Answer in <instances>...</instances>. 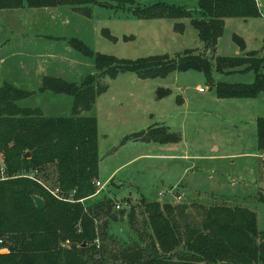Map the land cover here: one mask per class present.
I'll return each instance as SVG.
<instances>
[{
    "label": "trees",
    "instance_id": "trees-1",
    "mask_svg": "<svg viewBox=\"0 0 264 264\" xmlns=\"http://www.w3.org/2000/svg\"><path fill=\"white\" fill-rule=\"evenodd\" d=\"M135 1L0 0V9L65 5L88 16L89 5L95 2L101 6L113 3L115 8L135 5L130 12L137 19L187 18L202 49L210 53L222 33L223 18L259 16L254 0H194V9L164 0L143 6ZM173 29L182 32V23H174ZM101 33L115 40L106 29ZM231 38L238 48H244L240 37L232 34ZM68 43L92 60L93 72L79 83L44 76L38 87V91L69 95L68 115L46 116L39 107L22 106L18 101L34 91L6 82L0 85V161L8 176L35 169L39 177L47 179L51 167L52 187L65 193L73 190V201H64L27 177L0 180V236L8 246L7 252L0 253V264H105L102 249L94 243L99 234L102 236L95 220L100 219L101 227L105 226L111 199L102 197L90 205L81 202L95 195L92 180L97 177L98 161L96 119L81 111H88L94 98L105 90L106 78L132 72L145 79L192 69L201 72L211 84V64L194 49H184L171 57L153 55L132 60L94 52L77 38H69ZM255 54L256 51H246L244 57L213 58L215 71L254 72L250 83L211 84L215 97L248 98L259 93L264 96V71H259L264 67V51L260 56ZM166 92L157 88L156 97ZM254 124L256 149L264 152V116L256 117ZM128 139L167 143L177 142L179 136L157 125L126 135L120 142ZM32 195L41 197L40 206L34 205ZM142 206L149 228L147 243L131 240L110 255L113 264H264V230L256 229L253 212L243 206L211 204L201 208L199 219L191 224L184 221L183 225L177 221L176 216L182 213L178 205L152 201ZM131 215L129 212L128 220Z\"/></svg>",
    "mask_w": 264,
    "mask_h": 264
},
{
    "label": "rangeland",
    "instance_id": "rangeland-1",
    "mask_svg": "<svg viewBox=\"0 0 264 264\" xmlns=\"http://www.w3.org/2000/svg\"><path fill=\"white\" fill-rule=\"evenodd\" d=\"M98 1L100 3V0ZM155 1L159 0H137L139 4H150ZM176 2L188 9H194V0H176ZM128 6L115 8L108 5L101 6L95 2L89 5L88 16L74 9H68L67 6H58L57 9L62 7L67 9L63 8V13L61 12L60 16H50L54 19L46 17L49 12L46 8H25L21 10L22 19H32V21L31 25H23V30H25L23 33L26 32L32 36L35 32L44 34V36L69 34L78 38L95 52L132 60L153 55L171 57L184 49L194 48L198 43L194 41L196 32L189 24L188 19H137L130 12L135 5ZM61 18L66 19L67 24L62 25ZM229 21L231 24H226L223 34L216 41L217 48L221 53L226 52V49L229 50V45L235 44L231 38L233 32L240 35L245 34L249 28L250 30L259 29L260 23L264 26L262 18L248 19L242 27L233 24L240 19L236 20L235 18L234 21L233 18ZM175 22L185 25L181 33L173 29ZM5 28L9 27L5 26ZM102 29H107L109 34L116 37L117 40L112 41L106 38L101 33ZM122 35H131L132 38L122 40ZM33 43H36V40L32 42L27 37L22 38L23 50L31 48ZM10 44L5 43L4 46L7 47ZM249 47L254 49L250 51L259 50V46H254L252 40L249 42ZM74 51L85 57L76 50ZM206 51L202 47H195L193 50L195 53L204 54L210 62V81L211 84H214L216 83L214 82L215 77H220L221 73L228 72L218 73L215 71L213 58L219 55H215L214 51L212 53H206ZM244 55L243 48H238V54L233 56L244 57ZM254 56L257 57L258 54L256 53ZM259 71L263 72L264 67ZM228 77L237 80L238 83H250L254 78V72L245 70ZM138 83L148 85L145 87L142 97L136 90ZM104 84L107 91L98 98L94 108V111L99 115L101 125L111 124L109 116L113 115L121 122L128 118V122L123 125L132 131H138L142 125L154 126L167 123L171 129L177 130L181 135L179 141L172 143L131 141L129 139L120 142L117 133L119 131L104 132L99 130L97 163L98 177L101 179L96 177L92 181L98 180L100 185L93 184L95 195L81 202L84 205H90L92 201L102 197L111 199L105 226L101 227L100 219L95 220L97 230H102V236L99 234L94 239V243L96 248L102 249L101 254L105 264H113L110 255L116 253L120 247L128 244L131 240L147 243L146 234L149 232V228L142 206V203L145 202L154 201L159 204L166 202L182 207L181 215L176 216L180 225H183L184 221L189 224L195 222L199 219L201 208L211 204L243 206L253 212L256 229L264 230V199L259 198L258 195L260 193L264 197V156L237 155L225 157L213 163L207 158H201L216 152L215 146L219 149L217 154L222 157L225 154L223 152H235L242 149L247 152L254 150L255 125L253 119L264 116V96L262 94L248 97L247 100L236 104H221L213 98V88L206 82L204 75L192 69L173 71L164 77L145 79L136 77L132 72H120L113 79L106 78ZM125 86L140 96L142 100L127 101L130 98L125 99L124 91H119L120 87ZM158 86L169 88V94L160 99L155 98L153 90ZM198 88H201L203 92L198 91ZM45 93L43 96L33 94L19 100L18 103L28 107L42 106L45 115H57L53 112L62 115L69 114L70 107L69 105L67 107L64 100L57 102V105L54 104L55 111L51 108L49 110L48 102L51 103V101L50 96L47 95L51 92L45 91ZM179 93L182 94L178 95ZM111 94L113 97L115 94L123 97L120 105L111 102ZM58 95L59 97H69L65 94ZM181 96H184L185 104H179L182 102ZM175 97H177L178 103H176ZM141 104L146 106L144 110L147 109L150 113V115L144 114V118H140ZM46 112L51 113L46 114ZM84 112L85 115L93 114L92 110ZM113 124L121 127L115 122ZM111 170H114V177L104 179L102 175ZM28 172L21 170L9 177H25L23 174ZM36 174L35 179L31 180L40 181L37 183L48 192L43 185L52 188L53 172L51 167H48L47 179ZM258 181L262 182V186L257 185ZM257 187H262V192H259ZM61 193L66 194L63 190ZM178 196L179 198H176ZM116 202L121 204L122 208L115 209ZM129 212H132L130 220H128Z\"/></svg>",
    "mask_w": 264,
    "mask_h": 264
},
{
    "label": "crops",
    "instance_id": "crops-1",
    "mask_svg": "<svg viewBox=\"0 0 264 264\" xmlns=\"http://www.w3.org/2000/svg\"><path fill=\"white\" fill-rule=\"evenodd\" d=\"M95 1H98V0H95ZM168 1H171V3L177 4V5H181V4H178L176 2V0H168ZM254 1L256 3L257 8H258L259 16H256V18L255 17H246V18L233 17L234 21H235V18H236V20L240 19V21H237V22L235 21V22H233V24H238L239 26L242 27L243 24L247 23L248 19L262 18L264 20V0H254ZM135 2H137V0ZM137 3H138V6L148 5V4H139V2H137ZM112 4H110L108 6H113ZM61 6H65V5H61ZM57 7L58 6L44 7V8H46V10L49 11L48 14L46 13L48 16H46L45 14H44V16H46L48 19H54V18H50V16L51 17H57V15L60 16V13L61 12L63 13V10L67 9L65 7L57 9ZM67 7H68V9H71V10L73 9L70 6H67ZM25 8L26 7L15 8V9H0V85L2 83L6 82L15 88L24 89V90H28V91H34L29 96H32L33 94H35V95L39 94V96H43L44 94H46L45 91H38V87L40 86L41 78L44 76H52V77L60 78V79L65 80V81H69V82H73V83H79L85 75L93 72L94 69H93L92 60L90 58L82 57L81 55L76 54V52L74 50H72L73 48L68 43L69 38H76V37L70 36L69 34H60V35L50 34V35L44 36V34H41L39 32H37V34H36V32H35L34 35L32 36V34L28 35V33H26V32L23 33V31H25V30H23L24 29L23 25H26V26L31 25V21H32V19H28V20L22 19L21 10L25 9ZM233 18L232 17L223 18V27H222V33L221 34H223V31L225 29L226 24L230 23L231 21H229V20L233 19ZM158 19H160V18H158ZM181 19H183V18H181ZM60 21H61L62 25H65L68 22L64 18H61ZM32 25H33V23H32ZM182 25H183V29H182V31H183L185 28V25L183 23H182ZM260 25L261 26L257 30H250V28H249L245 34L238 35L237 33L233 32V34L237 35L238 37H240L242 39L243 44H244L243 52L254 50V49L249 47V42L252 40V42L254 43V46H256V45L259 46V50H257V51L255 50L256 53L258 54V56H260L263 53L264 47L262 48V38L264 36V26H262L261 23H260ZM5 26L9 27V28L7 29V28H5ZM244 29H246V27H244ZM24 37H27L28 40H32V42H33V40H36V43H33L32 44L33 46L31 48L28 47L26 50H23L22 45H21V41H22V38H24ZM41 37H43V39H40ZM127 38H132V36L131 35H129V36L122 35L121 36L122 40H125ZM116 40H117V38L115 37L114 41H116ZM194 41L198 42L197 38L194 39ZM5 43H11V44L9 46L5 47L4 46ZM195 47H201V43L198 42V43H196L194 48H187V49H195ZM228 49L229 50L226 49V52L222 51L224 53L223 54V53H221V51L217 48V45L215 44L214 52H215V55H219V56H233V55L238 54V48H237L236 44H233V46L229 45ZM207 52L208 51H206V53ZM175 54H173V55H175ZM238 72H242V71L235 70V71L228 72V73H221L222 75L220 77H215L214 82L238 83L237 80H234V79L232 80V79H230V77H228L229 75H232V74L238 73ZM116 76H117V74L113 78H115ZM113 78H111V79H113ZM144 84L145 83H138L137 88H136V90L139 92V95L141 97L144 95L143 92L145 90V87H148V85H144ZM106 88L103 92H101L100 94H98L94 98L93 104H92L91 108L89 109V110L93 111V114H91V116H94L96 119V135L99 134V130L104 131V132H111L113 130H117L119 132H117V131L116 132L119 134V138H120L119 140L121 141V139L123 137L131 134V132L134 133V132H138V131H143V130H146L148 127L151 126V125L150 126L142 125V126H140L138 131H132L131 129H128L126 126L123 125V124H126L128 122V118L124 122H121L117 117H114L112 114H111L112 116H109V121L111 122V124L101 125L99 115L97 112L94 111L95 110L94 108H95V105L98 101V98L103 93H105L107 91ZM157 88H163V89L167 90L166 94H163L161 97H158V99L168 95L170 92L169 88L158 86L154 90L152 89L154 91V97L155 98H157L156 97V89ZM119 91L120 92L124 91L125 99L130 98V100H127V101H133V99H141L142 100V98H140V96L133 93V91L131 89H128L127 86L120 87ZM146 92L148 94V88H147ZM202 92H203V90H202ZM51 94L47 95V96H50L49 99L51 101V103L48 102L49 110L51 108L53 111H55L56 110L55 105H57L56 103L63 101V100H64L65 104H67V107H68V105H69V107H71V97L69 95H68L69 97L66 98V97H62V96L59 97L58 93H52L51 92ZM180 94H182V93H179L178 95H180ZM111 96H112V94H111ZM212 96H214V95H212ZM176 98L177 97H175L176 103H178ZM181 98H182V102L179 104H183L185 102L184 96H181ZM213 98L215 99L216 102H219L221 104H229V103L236 104L237 102H241L242 100L248 99V98H218L215 96ZM122 100H123V97H119L118 94H115L114 97L112 96L111 102H113L114 104L120 105ZM33 107H39L43 113L42 106H33ZM140 107H141V113H140L141 117L140 118H144L143 117L144 114L150 115V113L148 112L147 109L144 110V108L146 106L141 104ZM51 112H46V114L51 113ZM53 113H57V115H55V114L50 115L49 114L46 116H66V115H62L58 112H53ZM68 113H70V110ZM84 113H85L84 111H81V114H84ZM253 121H255V119H253ZM113 122H115V124H120L121 127L119 125H114ZM158 125L165 126L169 132L176 133L179 136V140L181 139L180 133L177 130L171 129V127L167 123L158 124ZM154 126H157V125L155 124ZM128 132H130V133H128ZM131 141H134V140H131ZM167 143H172V142H167ZM253 148H254V150H250L249 152H247L243 149L242 150H236L235 152H223L225 154L222 157L220 154H217L218 153L217 151L219 149L217 148V146H215L214 149L216 152H214L212 155L203 156L201 158H207L211 163H213L214 161H217L219 159H222L225 157L229 158V157H233V156H237V155H249L252 157L253 156L254 157L255 156H264V152H261V151L256 149V146H255V130H254V146H253ZM254 151H256V153H254ZM113 172H114V170H111V171L105 172L103 175L102 174L101 175L103 176L104 179H110V178L114 177ZM97 177H98V163H97ZM98 178L101 179L100 177H98ZM104 179H102V180H104ZM254 183H256V182L254 181ZM257 185L262 186V182L258 181ZM257 188H259V187H257ZM261 188L262 187L259 188V190H258L259 192H262ZM258 195H259V198L264 199L263 195H261L260 193ZM176 198H179V196Z\"/></svg>",
    "mask_w": 264,
    "mask_h": 264
},
{
    "label": "built area",
    "instance_id": "built-area-1",
    "mask_svg": "<svg viewBox=\"0 0 264 264\" xmlns=\"http://www.w3.org/2000/svg\"><path fill=\"white\" fill-rule=\"evenodd\" d=\"M198 91H202L201 88H198ZM37 171L35 169H31L29 170V172L27 174H23V176L29 178V179H35V176ZM9 178V176L6 173L5 167L3 166V163L0 161V180H4ZM36 182H40V181H36ZM93 184L96 186L100 185V182L98 180H94ZM48 192L54 196L57 199L60 200H64V201H73V190L70 192H67L65 195L61 193V190L58 187H52V188H47L45 185H43ZM82 199H78V201H81ZM114 208L118 209V208H122V205L119 203H115L114 204ZM8 251V246L6 244V240L4 237L0 236V253H5Z\"/></svg>",
    "mask_w": 264,
    "mask_h": 264
},
{
    "label": "water",
    "instance_id": "water-1",
    "mask_svg": "<svg viewBox=\"0 0 264 264\" xmlns=\"http://www.w3.org/2000/svg\"><path fill=\"white\" fill-rule=\"evenodd\" d=\"M23 156H24V157L28 156V152H25V153L23 154ZM31 199H32V201H33V203H34L35 206H40L41 203H42V199H41V197H39V196H37V195H32V196H31Z\"/></svg>",
    "mask_w": 264,
    "mask_h": 264
}]
</instances>
